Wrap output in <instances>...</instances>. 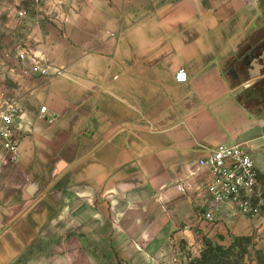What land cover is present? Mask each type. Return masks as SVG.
I'll list each match as a JSON object with an SVG mask.
<instances>
[{"label": "crops", "instance_id": "0c3cea01", "mask_svg": "<svg viewBox=\"0 0 264 264\" xmlns=\"http://www.w3.org/2000/svg\"><path fill=\"white\" fill-rule=\"evenodd\" d=\"M0 10L21 50L63 72L0 59V101L20 112L17 163L0 143V264H174L177 251L195 264L193 252L236 238L264 251V209H215L199 165L242 145L264 179V101H243L264 81V53L234 68L264 29V0H65L26 20L9 0ZM192 225L201 236L181 230Z\"/></svg>", "mask_w": 264, "mask_h": 264}, {"label": "built area", "instance_id": "2783aa9c", "mask_svg": "<svg viewBox=\"0 0 264 264\" xmlns=\"http://www.w3.org/2000/svg\"><path fill=\"white\" fill-rule=\"evenodd\" d=\"M16 10L20 20H26L34 13L50 7H61L65 0H9ZM21 61L32 60L31 73L37 76L49 78L61 76L62 71L51 74L50 66L43 64L28 49L20 51ZM178 82H186V73H179ZM47 108L41 110L46 114ZM20 118L17 106L11 101H0V143L9 152L11 162L17 163L20 159V143L16 136V121ZM202 168H207L213 174V179L201 189L203 197L210 202L215 209L229 203L237 205L238 210L246 215H254L258 212L252 204L254 189L259 185V174L252 155L242 145H220L208 158L199 161ZM180 190H183L180 186ZM206 221H212L210 214L203 215ZM188 230L189 227H184ZM196 236H201L198 227L194 228ZM188 261V256H185ZM172 262L183 264L184 257L177 251Z\"/></svg>", "mask_w": 264, "mask_h": 264}, {"label": "rangeland", "instance_id": "374dc122", "mask_svg": "<svg viewBox=\"0 0 264 264\" xmlns=\"http://www.w3.org/2000/svg\"><path fill=\"white\" fill-rule=\"evenodd\" d=\"M18 28L19 27H17L14 23L11 24L10 20L4 16L3 10H0V59H3L5 57L18 56V53L21 51L20 40L22 38V33L17 30ZM263 41H264V29L254 38V45L257 44V46H260L261 42ZM261 53L262 52H260V56L263 54ZM242 60L240 59V61L237 63L236 67L234 68H237V70L238 68H241ZM247 69L249 70L250 67H248ZM243 101L246 104L253 106V101L251 100V97L245 96L243 97ZM252 204L255 208H257V210H259V208L264 209V179L259 181V185L253 191ZM184 227L181 228V230L187 231L184 229ZM187 227H189V229L192 232H194L195 225L187 226ZM251 251H252L251 256H254L255 255L254 251L253 250ZM191 255L190 256L193 257L192 263H194L196 260L200 259L201 257V255L198 254V252L197 253L193 252ZM248 264H253V263L248 262Z\"/></svg>", "mask_w": 264, "mask_h": 264}, {"label": "trees", "instance_id": "16d2710c", "mask_svg": "<svg viewBox=\"0 0 264 264\" xmlns=\"http://www.w3.org/2000/svg\"><path fill=\"white\" fill-rule=\"evenodd\" d=\"M255 94L258 100L264 101V87ZM246 96L252 97V93ZM251 246V238H236L229 247L206 244L200 260L195 264H246L247 261L253 264H264V251L256 250L255 255L251 256Z\"/></svg>", "mask_w": 264, "mask_h": 264}, {"label": "flooded vegetation", "instance_id": "af4514ba", "mask_svg": "<svg viewBox=\"0 0 264 264\" xmlns=\"http://www.w3.org/2000/svg\"><path fill=\"white\" fill-rule=\"evenodd\" d=\"M260 52L264 53V41L261 42V45L260 46H257L256 45H253L251 46L245 53H244V56H243V60L241 62V68H238L237 72L238 73H241V74H245L247 73V68L250 67V64L255 61V60H258V61H261V58H260ZM261 53V54H262ZM261 86V87H260ZM262 87H264V82H262L261 84H256L254 85L253 89L251 90L250 93H252V97H251V100L253 101V105H257V101H258V98H257V95L255 93H257V91L259 89H262Z\"/></svg>", "mask_w": 264, "mask_h": 264}]
</instances>
